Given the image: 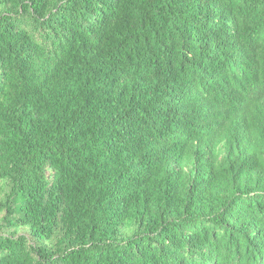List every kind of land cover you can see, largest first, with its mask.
<instances>
[{
	"label": "trees",
	"instance_id": "obj_1",
	"mask_svg": "<svg viewBox=\"0 0 264 264\" xmlns=\"http://www.w3.org/2000/svg\"><path fill=\"white\" fill-rule=\"evenodd\" d=\"M0 264H264V0H0Z\"/></svg>",
	"mask_w": 264,
	"mask_h": 264
}]
</instances>
